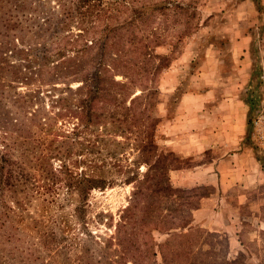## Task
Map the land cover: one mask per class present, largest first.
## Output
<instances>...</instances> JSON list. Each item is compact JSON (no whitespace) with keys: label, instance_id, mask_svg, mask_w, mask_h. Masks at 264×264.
Wrapping results in <instances>:
<instances>
[{"label":"rangeland","instance_id":"obj_1","mask_svg":"<svg viewBox=\"0 0 264 264\" xmlns=\"http://www.w3.org/2000/svg\"><path fill=\"white\" fill-rule=\"evenodd\" d=\"M125 9L123 7L122 10ZM130 14L125 11L123 16L126 19ZM18 15L8 22L11 31L9 41L15 42V37H22L23 46L33 44L35 34L31 26L34 22L27 21L29 16ZM135 27L137 39L141 38V29L157 28V33L151 36V46L155 43L162 45L160 42L167 40L173 30L182 33L186 28L193 36L186 40L185 50L170 72L159 68L152 75L150 63H158V59L153 57L149 64L116 75V80L133 82L136 94L140 89L153 86L157 92L140 95L132 103L125 97L102 102L105 112L100 119L102 127L97 133H101L104 140L98 149L97 135L87 132L91 150L86 158L91 166H95L96 176L100 175L108 183L102 190L92 189L86 205L79 211H76V203L68 201L64 192L60 193L56 207L50 211L58 224L59 244L51 251L53 258L44 253L46 259L54 260L55 264H83L85 261H80V258L83 256L82 248L86 246L89 264H215L225 259H230L233 264H264V6L261 0H198L193 17L179 12L165 15L154 12L143 26L135 22ZM242 31L252 37L249 45L252 69L245 86L240 85L245 83L244 77L236 71L237 62L231 61L229 53ZM124 33L126 35V31ZM179 47L180 43L176 50H180ZM212 47L222 52L221 76H231L238 84L236 87L214 86L216 95L227 97L235 94L245 100L251 91L255 99L251 125H248L246 116V135L236 150L239 151V147L243 149V146L252 150L253 178L247 183L249 187H236L228 197L229 204L233 206L226 215L235 222L234 228L240 230L239 234L232 230L233 223L227 225V229L224 226L228 231L221 233L194 223L192 212L211 188H175L169 178L171 170L192 168L207 157V154L204 153L206 156L203 157L204 154L200 153L194 160L187 148L185 153L191 154V158L185 160L171 149L170 137L164 130L167 129L166 112L168 110V115H172L179 97L193 91L202 93V89L210 87H200L201 82L217 79L212 70L213 51L207 50ZM9 48L12 49L11 46ZM156 50L158 57L159 54H169L167 62L173 57V52L169 53L170 47H158ZM206 53L211 59V70L205 69L203 73L199 69L204 65ZM11 60L15 58L10 57L8 62ZM13 64L18 65V61H13ZM18 69L19 66L17 73L26 75V70L20 72ZM28 76V87L35 89L37 82L33 81V76ZM193 81H196L194 86ZM79 84L71 82L73 88ZM18 87L19 91L26 90V84ZM41 102L43 111L49 112L50 98L43 96ZM184 105L186 112L182 121L185 122L181 129H194L195 124L188 122L199 118L203 111L196 110L195 116L194 111H189L190 105ZM212 116L214 114L207 118V122H212L215 127L217 119ZM58 165V162L54 163L55 168ZM34 210L33 206L28 207V212ZM217 221L222 222V219Z\"/></svg>","mask_w":264,"mask_h":264},{"label":"trees","instance_id":"obj_2","mask_svg":"<svg viewBox=\"0 0 264 264\" xmlns=\"http://www.w3.org/2000/svg\"><path fill=\"white\" fill-rule=\"evenodd\" d=\"M197 1L0 0V264H55L44 253L53 258L51 251L59 244L58 224L50 211L60 193L79 211L92 189L102 190L108 183L96 176L86 158L91 150L87 132L97 135L98 149L104 140L97 133L105 112L102 102L125 97L132 103L140 95L157 92L153 86L136 94L133 82L116 80V75L149 64L153 57L158 63H150L152 75L159 68L168 70L193 36L186 28L182 33L173 30L160 42L164 45L151 46L157 28L141 29L137 39L135 22L143 26L154 12L193 17ZM122 6L131 13L126 19ZM17 14L34 22L33 44L23 46L22 37L9 41L8 22ZM158 47L171 48L169 62V54L157 56ZM10 57L18 65L8 62ZM18 66L26 75L16 72ZM28 74L37 82L35 89L28 87ZM72 81L80 84L73 88ZM23 84L26 90L19 91ZM41 93L50 98L53 113L43 111ZM245 103L251 125L255 108L251 91ZM30 206L33 212H28ZM85 247L80 261L89 264Z\"/></svg>","mask_w":264,"mask_h":264},{"label":"crops","instance_id":"obj_3","mask_svg":"<svg viewBox=\"0 0 264 264\" xmlns=\"http://www.w3.org/2000/svg\"><path fill=\"white\" fill-rule=\"evenodd\" d=\"M261 3L264 6V0H261ZM243 4L247 5V2ZM251 40L250 34L242 31L233 43L234 48H231L229 52L231 61L237 62L236 71L244 77L245 83L242 82L240 84L244 86L252 69L249 54ZM207 50L213 51L212 61L214 62V69L212 70L217 74V79L215 81L210 80L208 83L201 82L199 84L200 87H210L208 90L202 89V93L193 91L179 97L172 115L169 116L168 112H166L165 123H167V129L164 132L168 138L170 137L171 149L185 160L189 161L191 158V154L187 155L185 153L187 148V150L191 151L194 160L198 159L197 157L200 153L207 154L208 158L206 157V159L196 162L195 167L185 170H171L169 178L175 188H211V192L200 199L199 206L192 212V219L194 223L201 224L200 226L204 229L221 233L227 232L228 230L226 229L228 227L226 226H231V223H233V227L231 226L232 230H235V222L226 215L228 214L227 210L231 211L229 209L230 206H233L228 201L229 193L231 190H235L236 187H249L247 183L253 178L251 170L255 164L251 149L243 146V149L239 147V151H236L244 139V135H246L248 106L245 100L238 98L235 94L234 96L229 94L227 97H218L216 95V91L213 89L214 86L227 85L236 87L238 84L235 78L231 76L229 78L221 76L222 52L219 48L212 47L211 49L207 48ZM208 55L206 53L203 57L204 65L199 69L202 72L205 69L211 70L209 68L211 59ZM173 68L171 66L166 71L170 72ZM178 84H180V81H178ZM194 85H196V81H193L192 86ZM185 103L190 105L189 111H194L195 116L196 110L203 111L202 114H199V118L195 117L194 120H189L188 123L190 125L195 124L194 129H181L182 123L185 122L184 120L182 121L183 114L186 112ZM213 103H215V106H212ZM211 114H214L212 117L217 119L216 122L218 124L215 127L212 122H207V118ZM168 117L172 119L170 122ZM171 144H168V146ZM205 154L203 157L206 156ZM211 215L216 218L212 219ZM219 219H222V222L217 221ZM239 232L240 230L234 231L235 234H239Z\"/></svg>","mask_w":264,"mask_h":264}]
</instances>
